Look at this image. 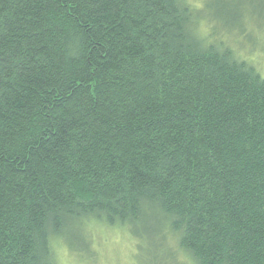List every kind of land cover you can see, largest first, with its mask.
<instances>
[{
    "label": "trees",
    "instance_id": "obj_1",
    "mask_svg": "<svg viewBox=\"0 0 264 264\" xmlns=\"http://www.w3.org/2000/svg\"><path fill=\"white\" fill-rule=\"evenodd\" d=\"M205 8L0 0V264L80 256L92 226L153 263L169 235L192 264H264V76Z\"/></svg>",
    "mask_w": 264,
    "mask_h": 264
},
{
    "label": "rangeland",
    "instance_id": "obj_2",
    "mask_svg": "<svg viewBox=\"0 0 264 264\" xmlns=\"http://www.w3.org/2000/svg\"><path fill=\"white\" fill-rule=\"evenodd\" d=\"M184 2L196 8H203L205 4L207 9L205 8L202 14L204 18L210 17L213 22L202 21L201 31L204 33L210 28L217 29V36L228 42L235 56L247 61L264 76V0H184ZM221 6L228 14L232 13V8H236L235 13L239 19L236 28L221 29L220 21L225 22L228 19L227 15L219 13ZM167 236L155 254L159 263H153L144 256L141 258L145 244L139 242L140 240L137 243L139 256H136L132 236L126 229L118 227L92 226L87 237L89 246L87 250H80V256L71 252L61 240H58L54 245L55 258L57 264H192L191 259L177 249L174 238Z\"/></svg>",
    "mask_w": 264,
    "mask_h": 264
}]
</instances>
